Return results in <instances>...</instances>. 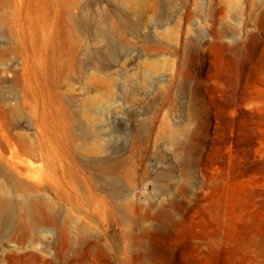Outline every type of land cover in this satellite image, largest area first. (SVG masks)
I'll use <instances>...</instances> for the list:
<instances>
[{"label":"rangeland","instance_id":"374dc122","mask_svg":"<svg viewBox=\"0 0 264 264\" xmlns=\"http://www.w3.org/2000/svg\"><path fill=\"white\" fill-rule=\"evenodd\" d=\"M63 1L38 84L0 23V128L19 150L20 135L37 146L43 99L60 103L127 197L112 212H61L27 250L41 264H264V0ZM34 96L36 115L22 103ZM11 108L13 127L3 118ZM4 166L0 184L13 185ZM22 181L20 201L34 194Z\"/></svg>","mask_w":264,"mask_h":264},{"label":"bare ground","instance_id":"6f19581e","mask_svg":"<svg viewBox=\"0 0 264 264\" xmlns=\"http://www.w3.org/2000/svg\"><path fill=\"white\" fill-rule=\"evenodd\" d=\"M63 2V0H0V8L11 9L15 14L14 19L6 13L0 14V23L7 26L9 36L15 40L17 49L24 54L26 71L29 72L30 77H33L35 81L33 83L38 84L39 77L43 75L45 77L47 74L51 63L48 58L51 45L50 32L54 28V16L65 11V8H62ZM88 54L89 68H93L94 54L92 51H88ZM74 64L73 60H69L64 68L71 69ZM34 92L37 93L36 90ZM36 97L34 96L31 102L27 100L22 102L23 106H29L35 115ZM43 103V110L37 122L39 135L35 136L37 146L31 145L27 141V136L20 135L17 137V140L22 142L19 150L14 139L16 136L12 137L9 131L0 128V144L10 151L9 157L1 156L0 172L6 171L4 164L9 165L11 172H6V179L15 182L8 186L0 184V264L3 262L41 264L44 260L36 253L27 250L29 239L37 227L56 226L59 214L63 211L98 214L119 210L125 206L121 200L127 195L114 189L116 185L122 183L121 179L110 178V173L114 172L116 167L110 165V162L98 163L92 160L82 139L71 132L70 122L66 116L69 114L68 109L66 110L60 103L53 104L45 99ZM0 106L2 107L3 103H0ZM17 113V108L6 110L3 118L6 119L9 127L14 126V117ZM23 154L35 158L40 163L24 158ZM86 170L97 172V177L87 175ZM23 178L30 180L27 188L34 193L33 195L27 193L24 197L29 204L24 200H18L14 193L16 187L24 184ZM35 220H37L36 224ZM62 235L65 242L60 250V258L68 260V252L73 249L72 241L70 242L67 232ZM5 238L9 242L15 240L21 244L17 249L22 252H15L11 248L12 245L3 247ZM46 262L50 263L47 260ZM71 264H82V262L74 263L72 260Z\"/></svg>","mask_w":264,"mask_h":264}]
</instances>
